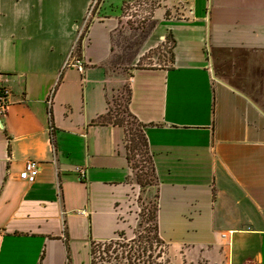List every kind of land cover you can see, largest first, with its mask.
Wrapping results in <instances>:
<instances>
[{"label": "crops", "instance_id": "1", "mask_svg": "<svg viewBox=\"0 0 264 264\" xmlns=\"http://www.w3.org/2000/svg\"><path fill=\"white\" fill-rule=\"evenodd\" d=\"M93 1L0 0V264H90L94 241L136 223L125 130L95 122L118 16H102V0L82 36ZM153 20L171 60L132 69L129 109L171 264H264V0H169ZM75 47L83 71L66 66ZM28 160L34 184L20 178Z\"/></svg>", "mask_w": 264, "mask_h": 264}, {"label": "rangeland", "instance_id": "2", "mask_svg": "<svg viewBox=\"0 0 264 264\" xmlns=\"http://www.w3.org/2000/svg\"><path fill=\"white\" fill-rule=\"evenodd\" d=\"M102 1V0H101ZM169 0H106L102 6L101 15L118 16V26L111 35V55L108 60L109 77L113 81L112 95H111V116L108 117L111 121L123 122L129 130L125 146L132 149L136 146L135 151L130 154L132 156L130 168L137 165L136 169H132L134 183L140 188L139 194L135 198V219L136 223L132 227V231L126 235L128 240H136L137 236L145 235L151 237L155 227L154 215L156 214V193L155 185L157 183L155 174L152 171V162L150 159V152L147 148L135 144L133 138H136L141 133L140 127L129 115L127 108V100H129V84L132 69L136 68H151L158 66H168L171 60L170 53L172 43L169 38L168 41L160 43L156 46L157 40H151L153 29L151 25L154 17L153 8L156 5L161 7ZM100 4V2H99ZM173 8H169L167 16H177L179 12V5L172 4ZM157 9V8H156ZM155 9V10H156ZM55 10L64 11L62 7H57ZM161 11L157 16L161 15ZM94 15V14H93ZM93 16L85 21L84 34L89 31V26ZM159 20V19H158ZM82 24L80 22L79 26ZM161 38V36L159 37ZM77 52V51H76ZM141 148V149H138ZM131 149V150H132ZM142 174V177L150 182L148 186H141L137 184V175ZM102 246V247H101ZM129 247L128 241H117L111 249L116 248L119 251L123 247ZM95 264L102 262L105 254H102L104 245L102 242H95L93 244Z\"/></svg>", "mask_w": 264, "mask_h": 264}, {"label": "trees", "instance_id": "3", "mask_svg": "<svg viewBox=\"0 0 264 264\" xmlns=\"http://www.w3.org/2000/svg\"><path fill=\"white\" fill-rule=\"evenodd\" d=\"M159 5H156L153 8V14L152 17H154V11L156 8H158ZM168 14V13H167ZM166 14V16H167ZM170 15L167 16L169 18ZM156 26V22L153 20V23L151 25V28L154 29ZM139 69V68H136ZM141 69V68H140ZM131 100V89L129 87V100H127V108L129 110V115L132 117V119L135 121V123L138 124L140 127L141 133L137 137V142L136 143V138H133V141L135 144H139L145 148L149 149V144L147 141V137L145 135V125L140 123L135 116L131 113L129 109V102ZM112 109H111V102L109 100V109L108 113L105 116H100L95 122L99 125H115L124 128L125 130V143L128 141L127 135H128V129L127 127L123 124V122H117V121H111L108 119L109 116H111ZM125 151H126V157L130 163L131 166V161H132V156L130 154L133 153V151L137 150L136 146L132 149L129 146H125ZM132 149V150H131ZM141 149V148H138ZM150 159L152 162V171L154 172V162L152 159V156L150 154ZM137 165L132 167V169H136ZM131 169V170H132ZM138 182L137 184H140L141 186H148L150 182L149 180L144 179L142 177V174L137 175ZM156 215H157V208H156V214L154 215V221H155V227L154 231L152 233L151 237H145V235H139L137 236L136 240L131 239L128 240V237L124 232H121L118 234V236L115 239L103 241L102 244L104 245V250L102 251V254H105V258L102 259V262H97V264H171V260L168 256V245L161 239V236L159 234V226L156 220ZM128 241L129 242V247H123V250L119 251L114 248L111 249L113 244H115L117 241ZM95 243V241L92 243ZM91 246L90 248V254H91V262L90 264H95V258H94V249ZM102 247V246H101Z\"/></svg>", "mask_w": 264, "mask_h": 264}, {"label": "built area", "instance_id": "4", "mask_svg": "<svg viewBox=\"0 0 264 264\" xmlns=\"http://www.w3.org/2000/svg\"><path fill=\"white\" fill-rule=\"evenodd\" d=\"M99 2H101V0H94L89 8L88 11V15L86 20H88L89 18H91L92 16L94 17L93 14H95L98 6H99ZM76 47L73 48L72 52H71V56L70 59L66 62V66H74L77 67L80 71H83L85 68V61L84 59H82L81 56H74L73 57V53H75ZM71 61H73L71 63ZM9 97H10V92L8 89L6 88H2V86H0V117L2 118L8 110L9 107ZM48 104L51 106V101L50 99L48 100ZM53 131L50 129V132ZM39 162L33 161V160H28L25 164H24V169L20 174V178L21 180L30 183V184H34V182L36 181V179L38 178L39 175V171H40V167H39ZM79 172L81 173L82 176H86V171L79 169Z\"/></svg>", "mask_w": 264, "mask_h": 264}]
</instances>
